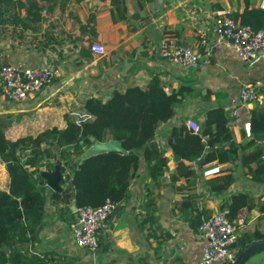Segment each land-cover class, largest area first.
Segmentation results:
<instances>
[{
	"label": "crops",
	"instance_id": "0c3cea01",
	"mask_svg": "<svg viewBox=\"0 0 264 264\" xmlns=\"http://www.w3.org/2000/svg\"><path fill=\"white\" fill-rule=\"evenodd\" d=\"M246 6L264 8V0H127L128 16L118 21L112 18L111 0H69L64 6L58 0H35L33 4L30 0H14L0 5V50L4 59L23 67L51 65L60 69L49 83L20 102L0 94V113L10 114L18 124L16 136L8 134L11 125L8 127L10 137L77 120L84 113L86 98L95 95L105 100L113 90L123 91L129 85L147 87L157 79L168 91L180 86L189 89L176 103L173 116L156 129L155 139L169 157L168 170L159 179H153L148 175L146 161L142 162L128 196L99 229L103 247L91 255L76 246L74 237L71 241L58 239L61 232L57 228L62 230L66 224L57 220L54 228L46 226L42 230L41 250L88 264L112 260L122 264L138 260V264H190L202 259L204 237L199 228L195 230L189 224L181 212L180 201L183 195L196 192L198 204L212 212L220 209L222 196L208 191L204 182L207 178L204 170L213 163L203 166L193 163L199 175L196 179L189 181L186 175L172 181L170 173L175 170L177 160L168 137L173 125L186 123L189 118L200 123L210 107L222 105L234 116L231 128L235 138L244 139L243 112L257 104L264 105V48L249 61H243L234 47L217 38L213 21L219 13L242 11ZM90 13L96 14V37L88 28L82 31L80 27V22L88 21ZM93 39L105 46L104 54L89 47ZM164 40L169 48L176 44L203 47L201 64L197 68H184L164 58L161 54ZM83 46L90 52H85ZM244 86L258 93L257 100L247 105L240 97ZM208 89L214 93L206 98ZM236 109L238 114L234 113ZM91 152L92 146L85 155ZM214 164L221 169L232 165ZM235 165L237 179L229 192L248 191L255 200L252 209L243 210V229L264 231V211L260 208L264 182L253 181L246 168ZM8 183L9 174L0 159V187L6 188ZM149 200L156 206L152 213ZM54 209L50 207L56 213ZM72 209L75 211L73 206ZM148 215L151 220L154 215L155 221L146 220ZM159 224L170 231V238L154 234L161 235L156 227ZM262 249L253 252L243 264H264ZM251 256L255 259L248 263Z\"/></svg>",
	"mask_w": 264,
	"mask_h": 264
},
{
	"label": "trees",
	"instance_id": "16d2710c",
	"mask_svg": "<svg viewBox=\"0 0 264 264\" xmlns=\"http://www.w3.org/2000/svg\"><path fill=\"white\" fill-rule=\"evenodd\" d=\"M10 1L14 0H0V5ZM58 1L64 6L69 0ZM126 1L111 0L114 21L128 16ZM33 3L35 0H30V4ZM230 14L255 29L264 28V8L261 6H246L242 11ZM95 20L96 14L90 13L88 21L80 22L81 30L88 28L96 37ZM90 23L93 24L90 26ZM82 48L90 52L87 47ZM187 90L188 87L180 86L168 91L155 79L147 87L133 84L123 91L115 89L105 100L92 95L83 105L84 113L89 117L69 119L65 125L53 124L16 138L7 134L13 117L1 112L0 159L5 163L9 183L6 188L0 187V264H88L41 250L42 230L46 226L54 228L56 221L61 220L72 231V223L77 219L72 206H100L111 199L116 203L115 212L118 204L128 196L132 179L143 161H146L149 177L159 179L164 175L169 168V157L155 139L156 129L173 116L176 103ZM213 93L208 89L206 98ZM250 112L251 134L247 135L243 128L245 137L241 141L235 138L231 128L234 116L222 105L212 106L205 112L200 130L195 131L182 122L172 126L168 137V145L177 160L175 170L170 173L172 181L186 175L189 181L196 179L199 175L193 163L200 166L214 162L232 163L205 178L204 182L208 191L222 196L219 210H226L234 222L242 217L245 208L255 206L252 193L229 192L237 179L235 163L246 168L253 181L264 182V105L257 104ZM109 140L120 141L127 152L110 150L85 155L97 141ZM200 158L203 159L201 162H194ZM57 163L61 164L64 174L61 191L50 188L41 174L44 168L52 170ZM197 195L190 192L180 201L181 212L195 230L201 224L202 215L212 213L210 208L198 204ZM51 206L55 207L56 213L50 211ZM148 207L152 208L149 210L152 213L156 208L154 201L149 200ZM260 208L264 211V200ZM155 219L154 215L152 220L148 215L146 220L154 222ZM156 227L161 231V235L154 233L157 237L170 238V231L162 224ZM260 239H264V231L259 228L252 232L241 231L234 244L237 255ZM101 245L103 247L99 238L97 251ZM83 249L92 255L91 251ZM138 261L132 264H138ZM104 264L122 263L112 260Z\"/></svg>",
	"mask_w": 264,
	"mask_h": 264
},
{
	"label": "built area",
	"instance_id": "2783aa9c",
	"mask_svg": "<svg viewBox=\"0 0 264 264\" xmlns=\"http://www.w3.org/2000/svg\"><path fill=\"white\" fill-rule=\"evenodd\" d=\"M198 32L203 34L202 29H198ZM213 32L219 40L234 47L245 62L264 48V28L255 29L251 24L234 18L229 11L215 16ZM90 47L99 54H104L106 51L105 46L97 41H93ZM161 54L164 58L181 64L184 68H197L203 57V52L196 46L176 44L169 48L167 40L162 42ZM59 73L60 69L51 65L23 67L8 62L4 59L3 51L0 50V94L10 101L24 100L29 94L49 83ZM240 97L242 103L247 105L257 99L258 93L255 89L244 86ZM234 113L238 114V110H234ZM243 114L244 128L247 135H250V109L246 108ZM83 116L89 117L90 115L83 113L80 118ZM186 123L195 131L201 129V124L194 118L187 119ZM262 157L264 159V155ZM220 171V165L213 163L204 170V175L210 177ZM115 208L116 203L111 199H107L100 206L75 207L77 219L72 223V231L76 246L86 248L92 254L96 253L99 247V229L114 213ZM244 223V217H240L237 222L230 220L226 210H217L202 215L199 230L204 237L203 256L200 261L190 264H230L235 261L237 249L234 244L240 232L244 230Z\"/></svg>",
	"mask_w": 264,
	"mask_h": 264
},
{
	"label": "water",
	"instance_id": "95a60500",
	"mask_svg": "<svg viewBox=\"0 0 264 264\" xmlns=\"http://www.w3.org/2000/svg\"><path fill=\"white\" fill-rule=\"evenodd\" d=\"M91 148V147H90ZM110 150H119L122 152H127L126 148H124L120 141L118 140H109L105 142L97 141L94 145H92V152H104ZM200 158L198 161H202ZM42 176L46 179L47 184L56 191H61L63 189L62 180L64 178V174L62 172L61 164L57 163L55 168L52 170L44 169L41 172ZM75 209V206H73ZM264 248V239L253 241L246 247L241 253H239L235 259V261L230 264H243L244 261L256 250Z\"/></svg>",
	"mask_w": 264,
	"mask_h": 264
},
{
	"label": "rangeland",
	"instance_id": "374dc122",
	"mask_svg": "<svg viewBox=\"0 0 264 264\" xmlns=\"http://www.w3.org/2000/svg\"><path fill=\"white\" fill-rule=\"evenodd\" d=\"M256 100H254V101H256ZM17 127H18L17 122L12 121V124H11L10 128L8 129V134L10 136H16V134L18 132ZM57 229H58V231L61 232V233H59L58 239L63 238L62 240L66 239L68 241L69 240L71 241V239H73V233H72V231H70V229L67 226H64V229H62V230H60L59 228H57ZM260 251L264 252V249H262ZM254 259H255V256H251L250 262H248V263H251V261H253Z\"/></svg>",
	"mask_w": 264,
	"mask_h": 264
}]
</instances>
